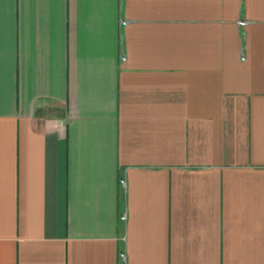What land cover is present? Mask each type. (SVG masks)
<instances>
[{"label":"crops","instance_id":"1","mask_svg":"<svg viewBox=\"0 0 264 264\" xmlns=\"http://www.w3.org/2000/svg\"><path fill=\"white\" fill-rule=\"evenodd\" d=\"M0 264H264V0H0Z\"/></svg>","mask_w":264,"mask_h":264},{"label":"built area","instance_id":"2","mask_svg":"<svg viewBox=\"0 0 264 264\" xmlns=\"http://www.w3.org/2000/svg\"><path fill=\"white\" fill-rule=\"evenodd\" d=\"M121 182H123V180H121ZM121 256H122V254H121Z\"/></svg>","mask_w":264,"mask_h":264}]
</instances>
